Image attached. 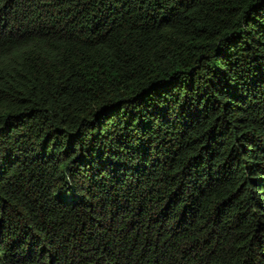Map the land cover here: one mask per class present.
<instances>
[{"label": "trees", "instance_id": "trees-1", "mask_svg": "<svg viewBox=\"0 0 264 264\" xmlns=\"http://www.w3.org/2000/svg\"><path fill=\"white\" fill-rule=\"evenodd\" d=\"M0 264H264V0H0Z\"/></svg>", "mask_w": 264, "mask_h": 264}]
</instances>
